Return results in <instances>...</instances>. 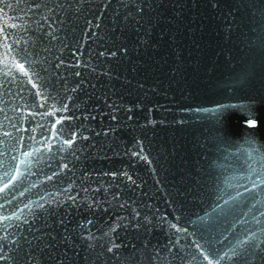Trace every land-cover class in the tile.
<instances>
[{
    "label": "water",
    "instance_id": "1",
    "mask_svg": "<svg viewBox=\"0 0 264 264\" xmlns=\"http://www.w3.org/2000/svg\"><path fill=\"white\" fill-rule=\"evenodd\" d=\"M261 177L264 0H0V264H264Z\"/></svg>",
    "mask_w": 264,
    "mask_h": 264
},
{
    "label": "snow or ice",
    "instance_id": "2",
    "mask_svg": "<svg viewBox=\"0 0 264 264\" xmlns=\"http://www.w3.org/2000/svg\"><path fill=\"white\" fill-rule=\"evenodd\" d=\"M17 67L20 69V71H24V65H23V64H17ZM247 124H248L249 127H254V126H256V120H255V117L248 116ZM261 181L264 182V177H261ZM0 227H3V226L0 225ZM204 258H205L206 260H208V256H207V255H206ZM0 259H3L2 254H0ZM208 264H212V261L209 260V261H208Z\"/></svg>",
    "mask_w": 264,
    "mask_h": 264
}]
</instances>
